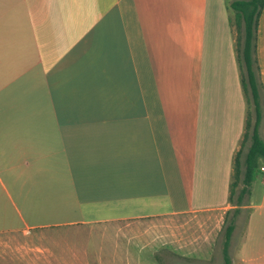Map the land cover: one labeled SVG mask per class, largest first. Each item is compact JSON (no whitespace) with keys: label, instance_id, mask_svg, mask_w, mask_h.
Wrapping results in <instances>:
<instances>
[{"label":"crops","instance_id":"0c3cea01","mask_svg":"<svg viewBox=\"0 0 264 264\" xmlns=\"http://www.w3.org/2000/svg\"><path fill=\"white\" fill-rule=\"evenodd\" d=\"M227 3L0 0V232L235 206L247 105ZM255 50L264 91V3ZM260 160L232 264H264Z\"/></svg>","mask_w":264,"mask_h":264},{"label":"rangeland","instance_id":"374dc122","mask_svg":"<svg viewBox=\"0 0 264 264\" xmlns=\"http://www.w3.org/2000/svg\"><path fill=\"white\" fill-rule=\"evenodd\" d=\"M247 107L250 119V104ZM245 140L249 142L248 138L241 142L239 159L247 147ZM260 162L264 166V160ZM238 185L239 181L235 191ZM245 213L246 208L238 212L229 208L226 213L185 211L110 220L76 231L48 227L0 232V264H223L224 225L233 219L239 233Z\"/></svg>","mask_w":264,"mask_h":264},{"label":"trees","instance_id":"16d2710c","mask_svg":"<svg viewBox=\"0 0 264 264\" xmlns=\"http://www.w3.org/2000/svg\"><path fill=\"white\" fill-rule=\"evenodd\" d=\"M263 3L264 0H228L227 3V6L232 10L230 21L235 31L233 47L239 71V81L245 104L247 106L250 104L252 112L250 119L248 109L245 112L244 130L241 138V142L248 138L249 143L242 158L239 159V149H237L232 161V178L229 182L228 200L235 205L233 207L234 212L239 211V206L244 203V199L249 194L250 182L261 173L259 159L264 160V139L259 133V127L264 116V91L259 80L255 50L257 18ZM237 181L240 182V185L235 191L233 186L237 185ZM233 226V219L224 225L221 246L223 264H232L227 246Z\"/></svg>","mask_w":264,"mask_h":264},{"label":"built area","instance_id":"2783aa9c","mask_svg":"<svg viewBox=\"0 0 264 264\" xmlns=\"http://www.w3.org/2000/svg\"><path fill=\"white\" fill-rule=\"evenodd\" d=\"M262 173L264 174V170L262 171Z\"/></svg>","mask_w":264,"mask_h":264}]
</instances>
